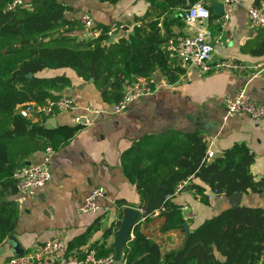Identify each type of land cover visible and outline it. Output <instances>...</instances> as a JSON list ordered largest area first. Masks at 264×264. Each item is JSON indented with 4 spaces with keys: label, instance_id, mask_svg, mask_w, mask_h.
Segmentation results:
<instances>
[{
    "label": "crops",
    "instance_id": "1",
    "mask_svg": "<svg viewBox=\"0 0 264 264\" xmlns=\"http://www.w3.org/2000/svg\"><path fill=\"white\" fill-rule=\"evenodd\" d=\"M61 1L71 7L67 18L82 19L88 14L101 26L117 23L122 26L117 36L128 37L135 27L143 26L150 30L151 25L156 24L160 37L166 39L160 45L163 50L167 49L173 37H196L200 31L206 30V41L214 45V61L229 58L245 67L236 71L206 73L173 60L171 66L177 69L176 81L170 82L156 70L154 74L161 79L157 82L153 78L157 88L155 92L136 100L118 115L111 113L113 103L105 102L97 87L91 81L79 78L74 71L64 68L42 72L43 76L70 77L72 85L64 90V94L74 96L82 106L99 107L105 111L96 118L88 116L94 118L93 122L80 123L84 127L70 141L59 149L54 148L48 162L52 178L36 196L28 197L16 191L10 197L19 206L18 224L12 235L25 252L54 237L64 238L68 253L85 250L96 253L93 249L96 243H105L106 248H111L118 230L116 224L122 219L119 213L126 207L141 210L136 186L124 172L125 154L132 151L135 144H164L172 139L174 131L200 132L207 138L215 156L222 155L235 144L246 146L255 156L251 166L253 175L258 180L264 178V118L239 114L227 121L223 119L225 99L242 89L264 105V65L258 66L264 61V30L253 28L248 15L252 6L264 11V0H240L239 3H226L225 0H184L182 3L179 0ZM199 1L211 10V16L208 22L203 20L190 24L184 18L185 11ZM215 3L222 4V11ZM226 15L228 18H224ZM74 116L72 112H61L52 118H55L56 126H74L77 124ZM44 157L45 149L30 156L28 162H44ZM195 182L201 183L199 180ZM97 187L105 189L104 197L98 200L100 212H80L84 198ZM238 200L234 195L215 194L204 202L200 195L191 191H183L174 198L175 202L188 207L183 210L184 214L192 211L196 214L190 228L219 214ZM239 205L264 208V192L242 193ZM150 218H140L141 230L147 231L149 239L160 244L163 253L182 247L186 233L178 230L163 232L160 229L163 220L158 213ZM96 225L98 228H94ZM90 229L93 232L86 243L81 246L73 244L70 248L71 243ZM108 232L110 235L106 237ZM13 246L9 238L0 244V264H6L16 255ZM56 262L57 257L54 256L35 264ZM260 264H264V259Z\"/></svg>",
    "mask_w": 264,
    "mask_h": 264
},
{
    "label": "trees",
    "instance_id": "2",
    "mask_svg": "<svg viewBox=\"0 0 264 264\" xmlns=\"http://www.w3.org/2000/svg\"><path fill=\"white\" fill-rule=\"evenodd\" d=\"M10 1L0 0V244L15 233L19 219L18 203L10 199L17 191L14 170L47 146L59 149L84 127L80 123L53 127L46 118L34 121L21 114L25 103L57 98L72 85L66 75L43 76L42 72L70 69L91 81L105 102L114 104L135 77L159 70L175 82L177 70L171 66L168 50L160 47L166 39L160 37L156 24L150 30L135 27L130 36L109 42L110 26L96 24L101 32L89 36L81 19L66 17L71 7L61 0H25L14 11L6 9ZM172 135L161 145L135 144L123 160L124 172L140 195L141 215L149 220L158 213L163 220L161 231L186 233L184 224L191 226L184 219V206L174 201L183 191L200 195L204 202L211 199L208 189L228 197L264 192V178L253 175L255 156L246 146L235 144L209 158V142L200 132L174 131ZM184 181L187 185L176 193ZM92 232L86 231L70 248L86 243ZM93 249L98 256L114 252L105 243H96ZM122 259L123 264H260L264 259V208L231 206L190 228L182 247L165 253L141 230L139 221Z\"/></svg>",
    "mask_w": 264,
    "mask_h": 264
},
{
    "label": "built area",
    "instance_id": "3",
    "mask_svg": "<svg viewBox=\"0 0 264 264\" xmlns=\"http://www.w3.org/2000/svg\"><path fill=\"white\" fill-rule=\"evenodd\" d=\"M225 2L239 3L240 0H225ZM25 3V0H11L7 4L6 9L14 11L18 7L24 6ZM248 15L253 28L264 30V11L261 8L250 7ZM210 16L211 10L202 1L192 4L186 9L184 14L186 22L190 24L202 22ZM224 18H228V15ZM81 20L89 36H96L101 32V29L96 28L97 25L90 15H84ZM120 29H122V26L117 23L110 25L108 35L114 36ZM206 36H208V32L204 30L200 31L196 37L179 36L171 38L167 47L170 58L179 65L200 68V70L206 73L221 70L236 71L245 67L229 58L214 61V45L206 41ZM263 65L264 61L258 64V66ZM153 78L152 76L135 77L125 87L122 98L113 104L111 113L114 115L121 114L136 100L153 94L157 89ZM103 111L105 110L99 107L82 106L74 96L68 94H63L57 98H47L42 103L27 102L20 108L21 114L25 117L46 118L48 120L55 117L58 113L72 112L75 114L74 120L77 124L81 123L83 119L86 120L85 124H90ZM239 114H248L253 118L262 119L264 118V105L254 100L245 89H242L225 99V114L223 119L227 121L229 118ZM90 115L94 116V118L88 117ZM53 154L54 148L47 146L45 148L44 162L29 161L19 165L14 170L13 180L18 193L34 197L51 180L52 173L48 162ZM214 156L215 152L209 148L208 157L212 158ZM186 185L187 181L182 182L178 186L176 193L180 192ZM104 195L105 189L103 187L91 190L80 204V212L84 214L99 213L101 207L98 204V200L104 197ZM187 209L188 207L184 206L183 210ZM140 212L142 214L143 210L141 209ZM184 219L194 221L196 214L194 211L187 212ZM54 256L57 257L56 264H113L115 261V253H108L103 256H98L95 252L87 250L81 253H68L64 238L54 237L31 251H27L22 255L12 256L6 264H35L42 259Z\"/></svg>",
    "mask_w": 264,
    "mask_h": 264
},
{
    "label": "water",
    "instance_id": "4",
    "mask_svg": "<svg viewBox=\"0 0 264 264\" xmlns=\"http://www.w3.org/2000/svg\"><path fill=\"white\" fill-rule=\"evenodd\" d=\"M215 6L222 11V4L215 3ZM205 22H208V19H205ZM115 37H117V35L110 36L109 42L113 41L115 39ZM29 76H32V75L29 74ZM153 77L156 78L157 82H159L161 79V77L159 75L156 76L155 74H153ZM49 123L53 127L56 126L55 118H51L49 120ZM81 123L85 124L86 120L83 119L81 121ZM163 191H164V198L168 199L170 197L169 193L165 189H163ZM210 194L215 196V193L213 191H210ZM233 195H234V197H238L239 200L234 202V204L232 206H237L240 204L242 193L238 192V193H235ZM141 216H142L141 212L138 209L131 208V207H126L123 209L121 223H120L118 230L115 233L114 242L111 245V248H113L115 251V261L113 264H123L122 256H123L124 246L126 245L129 237L131 236V233H132L136 223H138L140 221ZM184 228L186 230V234H188L190 232V226L186 223V224H184ZM8 238L14 244L13 247H14L16 255H22L25 253V250L22 247V245L19 244L17 239L12 234Z\"/></svg>",
    "mask_w": 264,
    "mask_h": 264
}]
</instances>
